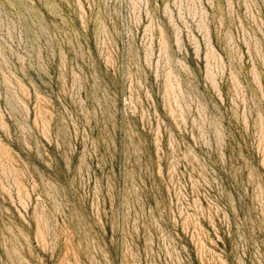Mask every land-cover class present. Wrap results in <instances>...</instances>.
Segmentation results:
<instances>
[{"label": "rangeland", "instance_id": "rangeland-1", "mask_svg": "<svg viewBox=\"0 0 264 264\" xmlns=\"http://www.w3.org/2000/svg\"><path fill=\"white\" fill-rule=\"evenodd\" d=\"M0 264H264V0H0Z\"/></svg>", "mask_w": 264, "mask_h": 264}]
</instances>
